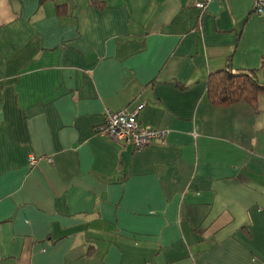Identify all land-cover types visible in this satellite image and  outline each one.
Returning <instances> with one entry per match:
<instances>
[{"label":"crops","instance_id":"0c3cea01","mask_svg":"<svg viewBox=\"0 0 264 264\" xmlns=\"http://www.w3.org/2000/svg\"><path fill=\"white\" fill-rule=\"evenodd\" d=\"M194 2L0 0V264H264V93L207 94L264 86V16ZM139 104L162 141L97 133Z\"/></svg>","mask_w":264,"mask_h":264},{"label":"built area","instance_id":"2783aa9c","mask_svg":"<svg viewBox=\"0 0 264 264\" xmlns=\"http://www.w3.org/2000/svg\"><path fill=\"white\" fill-rule=\"evenodd\" d=\"M211 1L213 0H195L194 6L203 12ZM251 3L253 12L264 16V0H251ZM143 106L144 104H139L133 110L124 108L117 111L106 108L103 113V121L97 127V133L122 146L130 145L136 151L145 149L156 140L162 141L167 133L166 130L155 129L139 123L137 114ZM40 159L30 155L28 163L33 166ZM48 161L51 162V159L49 158Z\"/></svg>","mask_w":264,"mask_h":264},{"label":"trees","instance_id":"16d2710c","mask_svg":"<svg viewBox=\"0 0 264 264\" xmlns=\"http://www.w3.org/2000/svg\"><path fill=\"white\" fill-rule=\"evenodd\" d=\"M96 4L97 0H90ZM264 93V86L260 85L254 76V71L231 68L210 75L207 94L214 107H227L238 103H248L255 107L257 98Z\"/></svg>","mask_w":264,"mask_h":264}]
</instances>
